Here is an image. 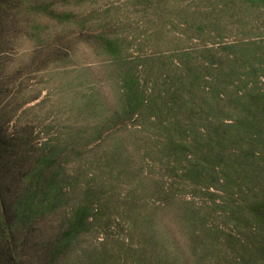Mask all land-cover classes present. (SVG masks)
I'll return each mask as SVG.
<instances>
[{"label":"rangeland","instance_id":"1","mask_svg":"<svg viewBox=\"0 0 264 264\" xmlns=\"http://www.w3.org/2000/svg\"><path fill=\"white\" fill-rule=\"evenodd\" d=\"M0 211L15 264H264V0H0Z\"/></svg>","mask_w":264,"mask_h":264},{"label":"trees","instance_id":"2","mask_svg":"<svg viewBox=\"0 0 264 264\" xmlns=\"http://www.w3.org/2000/svg\"><path fill=\"white\" fill-rule=\"evenodd\" d=\"M13 227L15 226L5 223V213L0 211V264H15L18 258Z\"/></svg>","mask_w":264,"mask_h":264}]
</instances>
